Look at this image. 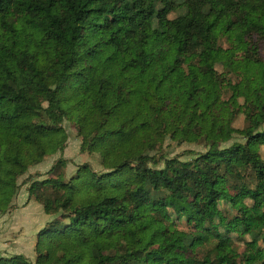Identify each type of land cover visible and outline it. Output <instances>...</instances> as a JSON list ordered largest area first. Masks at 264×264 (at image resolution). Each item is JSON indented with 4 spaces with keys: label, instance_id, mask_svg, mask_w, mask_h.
Instances as JSON below:
<instances>
[{
    "label": "trees",
    "instance_id": "1",
    "mask_svg": "<svg viewBox=\"0 0 264 264\" xmlns=\"http://www.w3.org/2000/svg\"><path fill=\"white\" fill-rule=\"evenodd\" d=\"M262 43L264 0H0V212L63 150L65 120L100 166L66 177L59 157L34 179L42 249L0 264H264ZM133 82L148 122L129 130Z\"/></svg>",
    "mask_w": 264,
    "mask_h": 264
},
{
    "label": "rangeland",
    "instance_id": "2",
    "mask_svg": "<svg viewBox=\"0 0 264 264\" xmlns=\"http://www.w3.org/2000/svg\"><path fill=\"white\" fill-rule=\"evenodd\" d=\"M259 53L264 60L263 43L259 45ZM227 54L228 52L226 48H224L221 52V57L224 58ZM242 65H244L243 62L239 61V66L242 67ZM217 70L219 72L223 71L220 66L217 67ZM246 81L247 87L240 89L239 93L240 95L243 94L246 96V102L248 104L255 106L256 103L252 87L257 85L260 81L257 69L253 64L248 65ZM131 86L135 89V94L126 99L120 112L127 113L133 108L137 110L134 122L127 127L129 130H135L147 124L148 120L147 115L142 109L141 98L138 92L139 86L136 82H133ZM62 125L68 133V139L66 140L63 150L48 155L40 163L30 166L27 171L18 178L19 188L12 200L11 207L5 212H0V256L2 257L22 254L30 261L34 262L36 251L42 249V246L38 242L37 233L47 224L51 216L43 211L40 203L28 197V187L34 179H42L51 176L49 169L59 157L66 159V164L63 168L66 177H69L75 171L76 167L84 162H88L94 169H100L98 160L94 156L79 151L80 139L76 136L75 124L65 120ZM233 125L237 128H241L244 125V115L239 114ZM146 132L148 136H151L148 131ZM237 136L227 144L235 140L241 141L242 139ZM170 145L171 141L168 139L163 144V147L170 152V155L180 154L187 150H192L193 152L202 151L201 146L194 144L183 143L174 147H170ZM261 154L264 158V143L261 144ZM180 156L182 159L188 158L186 153ZM255 182V179L248 178L244 185L251 189L255 186ZM157 240L159 242L165 241L162 237H158ZM242 248L243 245L241 244L239 249L241 250Z\"/></svg>",
    "mask_w": 264,
    "mask_h": 264
}]
</instances>
